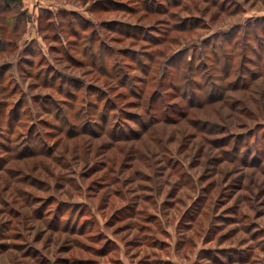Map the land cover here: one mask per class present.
<instances>
[{"label":"rangeland","instance_id":"rangeland-1","mask_svg":"<svg viewBox=\"0 0 264 264\" xmlns=\"http://www.w3.org/2000/svg\"><path fill=\"white\" fill-rule=\"evenodd\" d=\"M14 9L0 51V264H264V56H247L224 104L190 107L170 69L157 101L138 98L145 72L214 35L258 22L262 47L264 0ZM115 61L126 81H111Z\"/></svg>","mask_w":264,"mask_h":264},{"label":"trees","instance_id":"trees-1","mask_svg":"<svg viewBox=\"0 0 264 264\" xmlns=\"http://www.w3.org/2000/svg\"><path fill=\"white\" fill-rule=\"evenodd\" d=\"M20 4L21 0H0V41L6 37L9 30H11L9 32L11 33L18 29L23 13L14 12V8L20 6ZM11 9H13L14 16L12 19H7L6 14L9 13ZM12 22L14 23L12 24ZM262 23L264 24V20ZM258 25V22H253L249 24V27H246V29L235 27L228 33L212 36L201 43L197 48V53H193L189 57V60L186 59L185 54L180 53V55H178V60L173 57V59L168 61V64L165 63L163 68L159 67L155 69V74L152 78H148L149 71L145 72L146 81L142 82L141 86L143 87L138 89V98L142 101L147 97L145 103L149 104L154 100L157 101L159 97L157 96L158 91L161 90L163 86L162 80L165 76L164 69H170L172 75L177 74L174 81L172 79L170 83L171 87L174 90H178L180 93L182 92L181 96H183L184 92L187 93L190 107H200L207 104L213 105L218 103L224 104L225 98L227 97L224 95L226 91H233L244 85L242 79H238V75L241 70L243 71L242 68L245 65H243V63H251L254 60L247 56L253 54L258 62L264 56L262 52H257L256 49L252 47V44L255 43L258 48L264 49V45L261 47L258 43V40H261L260 35L257 34L256 31ZM254 32L256 35H254ZM93 39L90 41L94 42ZM6 47V44L1 41L0 51L4 50ZM108 53H104L103 50L100 51V60L101 62L103 61L102 66L106 69L108 65H106L104 61L106 58L105 56L108 55L109 58L112 56L111 52ZM163 56L164 55H162V57ZM154 59L155 55L153 53L150 54L149 62H152ZM149 66L150 65H146L147 69ZM112 67L113 71L109 76L111 81L123 80L124 72L122 68H120L122 66H119L115 61ZM145 71H147L146 68ZM124 81L126 80L124 79ZM144 83L146 84L145 86ZM149 83H151V87H153V91L151 92L149 91L150 89L146 91V86ZM90 116L94 118V115Z\"/></svg>","mask_w":264,"mask_h":264}]
</instances>
